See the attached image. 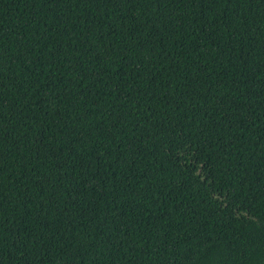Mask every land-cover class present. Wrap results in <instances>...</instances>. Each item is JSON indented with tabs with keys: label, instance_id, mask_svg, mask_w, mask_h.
<instances>
[{
	"label": "trees",
	"instance_id": "1",
	"mask_svg": "<svg viewBox=\"0 0 264 264\" xmlns=\"http://www.w3.org/2000/svg\"><path fill=\"white\" fill-rule=\"evenodd\" d=\"M0 264H264V0H0Z\"/></svg>",
	"mask_w": 264,
	"mask_h": 264
}]
</instances>
